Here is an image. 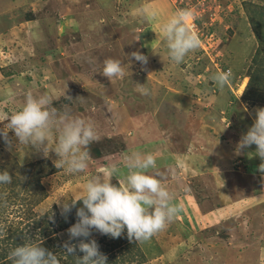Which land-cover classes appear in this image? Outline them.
I'll return each mask as SVG.
<instances>
[{
	"label": "rangeland",
	"instance_id": "374dc122",
	"mask_svg": "<svg viewBox=\"0 0 264 264\" xmlns=\"http://www.w3.org/2000/svg\"><path fill=\"white\" fill-rule=\"evenodd\" d=\"M180 9L193 11L201 45L177 65L160 24ZM258 34L264 42V0H0V112L19 111L28 93L48 95L58 113L91 121L99 135L79 174L57 167L52 151L44 157L15 146L11 130V146L0 139V171L12 176L0 185V264H13L16 246L40 241L60 264H76L78 250L62 254L73 224L63 226L57 203L79 199L87 180L111 164L120 165L111 183H123L128 170L121 161L132 152L156 157L150 174L163 176L182 210L137 242L141 263L123 261L128 245L111 255L110 237L98 241L103 235L93 230L89 239L107 263L117 257L115 264H264V161L255 145L235 151L257 107L264 108ZM137 51L146 64L133 60ZM107 59L122 62V79L102 75ZM229 69L231 83L221 89L211 76ZM50 208L54 222L45 215ZM126 239L125 230L115 241Z\"/></svg>",
	"mask_w": 264,
	"mask_h": 264
},
{
	"label": "clouds",
	"instance_id": "9594fccd",
	"mask_svg": "<svg viewBox=\"0 0 264 264\" xmlns=\"http://www.w3.org/2000/svg\"><path fill=\"white\" fill-rule=\"evenodd\" d=\"M193 16L191 9H180L160 24L169 59L177 65L201 45L199 33L191 24ZM131 57L142 65L147 63V57L138 51L132 52ZM129 66L128 63V72ZM125 72L120 60L104 61L102 75L109 81L122 79ZM232 77L231 69L221 70L214 73L211 80L223 89L231 83ZM138 90L142 95H150V90L143 85ZM52 105L53 100L48 95L35 97L31 93L26 94L19 111L14 114L0 112V122L7 121L0 128V139L11 146L12 141L8 137L11 130L17 140L15 146H32L40 150L44 157H48L52 151L58 157L57 167L65 168L69 174L83 173L90 160L89 146L99 139L95 125L67 111L58 113ZM54 134L55 140L49 144ZM251 145L256 146L254 155L264 161V108L256 110L254 123L238 142L236 154L239 155ZM121 163L128 170L123 183H111V178L120 171V165L111 164L87 180L79 199L57 203L61 206L62 215L69 213L77 202L82 204L76 209L77 222L67 229L69 240L64 242L62 253L65 256H71L77 250L82 253V256L75 257L76 264H107V257L99 250L97 241L89 239L93 230L113 239L120 238L126 230L129 240L143 242L164 230L182 210L180 205L173 203V196L163 176L158 172L150 174V170L157 167L153 154L132 152L125 154ZM259 167L264 172V163ZM11 182L9 172L0 171V185ZM45 215L54 222L51 208L50 215ZM74 240L79 242L73 244ZM41 243L16 246L10 252L13 264H60V257L42 247Z\"/></svg>",
	"mask_w": 264,
	"mask_h": 264
},
{
	"label": "trees",
	"instance_id": "16d2710c",
	"mask_svg": "<svg viewBox=\"0 0 264 264\" xmlns=\"http://www.w3.org/2000/svg\"><path fill=\"white\" fill-rule=\"evenodd\" d=\"M258 39H259V42H260V46L262 47V46H264V42H263V38H262V36L261 35H259L258 34ZM257 62H259V60H257ZM260 62H261V60H260ZM251 76L249 77V81H248V84H249V82L251 81ZM248 84H247V86H248ZM40 184V181L38 180L37 181V185L38 186H40L41 187V185H39ZM112 184H114V185H118V182H114V183H112ZM32 188V187H31ZM78 204L79 203H81V202H77ZM76 203V204H77ZM63 217H62V221H61V223L63 222L64 223V227H67V226H69V225H71V224H74V223H76L77 222V220H78V217L76 216V213H67L66 215H62ZM66 217H69L68 218V220L69 221H67V219H66ZM62 225H60V227H61ZM62 226V227H63ZM107 237H110V236H106V235H103L102 237H101V239L100 240H98V241H101L102 239H105V238H107ZM110 239H111V243H107V245H112V244H114L113 245V247H112V251L110 252V254L112 255V252L113 251H115V249H120V248H122V247H124V246H126V245H128V247H125V249H124V252H123V254H124V259H123V261H130L131 260V258H133L136 262L137 261H139V260H143V259H145V255H144V252L142 251V249H141V247L138 245V243L133 239V240H129L128 238L126 239V242H125V244H124V242L122 243V242H119V241H115V239H113V238H111L110 237ZM119 240H120V238H119ZM116 259H117V257L116 258H114L113 260V262L111 263V264H115L116 263ZM139 263H141L140 261H139ZM107 264H110V263H107Z\"/></svg>",
	"mask_w": 264,
	"mask_h": 264
},
{
	"label": "crops",
	"instance_id": "0c3cea01",
	"mask_svg": "<svg viewBox=\"0 0 264 264\" xmlns=\"http://www.w3.org/2000/svg\"><path fill=\"white\" fill-rule=\"evenodd\" d=\"M172 99H174V98H172ZM170 100H171V99H170ZM174 100H175V99H174ZM174 100H173V101H174ZM256 107H257V106H256ZM257 109H259V107H257ZM253 112H254V111H253ZM255 112H256V111H255ZM255 112H254V115H255Z\"/></svg>",
	"mask_w": 264,
	"mask_h": 264
},
{
	"label": "built area",
	"instance_id": "2783aa9c",
	"mask_svg": "<svg viewBox=\"0 0 264 264\" xmlns=\"http://www.w3.org/2000/svg\"><path fill=\"white\" fill-rule=\"evenodd\" d=\"M227 71V70H226Z\"/></svg>",
	"mask_w": 264,
	"mask_h": 264
}]
</instances>
